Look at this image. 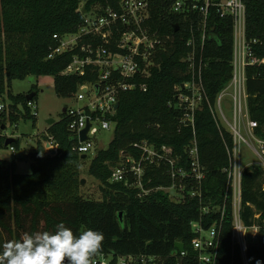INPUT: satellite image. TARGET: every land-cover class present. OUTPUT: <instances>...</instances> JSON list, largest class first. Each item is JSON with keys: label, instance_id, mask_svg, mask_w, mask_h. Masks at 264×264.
<instances>
[{"label": "trees", "instance_id": "obj_1", "mask_svg": "<svg viewBox=\"0 0 264 264\" xmlns=\"http://www.w3.org/2000/svg\"><path fill=\"white\" fill-rule=\"evenodd\" d=\"M149 1L152 29L166 38L165 46L154 56L151 74L138 78L148 84V89L137 87L120 94V106L112 116L116 122L115 135L109 147L99 150L90 164V174L101 182L103 199H86L80 193L82 155L74 150L78 140L68 128L72 119L69 107H65L62 119L50 125L45 133L46 140L58 141L56 155L48 154L39 140L37 149L30 154L33 163L29 174L18 173L16 161L7 164L0 158V245L25 233L54 231L63 222L76 235L87 229L102 232L105 239L99 254L160 256L163 264H194L191 243L197 234L192 223L200 221L208 228L221 218L222 212L215 209L204 214L203 208L225 204L228 176L224 169L230 165L229 150L234 138L218 124L210 106L216 104L233 76L234 20L231 16L222 17L213 5L205 21L198 13L172 12L177 0ZM244 1L247 42L253 55L263 60L264 0ZM96 6L118 9L120 0H0V100L7 93L12 99L9 110L0 111V127L6 120L11 123L19 120L18 104L25 106V117H34L27 95L11 93L14 79H25L31 74L53 76L60 95H75L83 83L96 82L99 72L91 68L82 76L63 74L79 49L48 57L59 44L54 35L78 32L85 13ZM177 24L179 31H175ZM190 39H194V45L188 43ZM194 49L195 65L197 69L202 65L208 97L196 112L195 130L182 123L185 109L180 98L188 92L183 85L192 78V73L186 58ZM246 76L250 118L258 123L255 133L264 139V63L248 65ZM37 95L36 91L31 102ZM7 137L0 133V149L8 147ZM144 140L159 149L173 148L172 156L187 168L190 146L196 141L199 160L207 173L202 197L186 196L183 201H176L170 192L156 190L140 198L137 190L124 182H112V168L121 161V152L129 150L138 155L132 145ZM20 145L21 139L16 138L10 146L18 149ZM145 183L152 188L171 186L169 166L164 162L149 165ZM263 185V167H249L243 177L242 216L247 224L257 222L260 226L258 241L248 248L250 264H264ZM190 188L187 185L186 192ZM257 212L260 217L255 219ZM223 220V256L230 260L231 196ZM183 249L189 251V257L173 255ZM237 254L239 260V251ZM115 261L116 258L112 264Z\"/></svg>", "mask_w": 264, "mask_h": 264}, {"label": "built area", "instance_id": "obj_2", "mask_svg": "<svg viewBox=\"0 0 264 264\" xmlns=\"http://www.w3.org/2000/svg\"><path fill=\"white\" fill-rule=\"evenodd\" d=\"M211 5L218 8L222 17L231 16L234 20L233 76L228 86L219 94L216 104L210 106L218 124L224 126L222 120L229 123L221 103L224 92L232 89L230 95L233 101L234 123L231 125V129L224 127L233 134L234 145L229 150L230 165L224 169L228 176L225 204L203 208L204 214H209L216 209L222 212V216L208 228H205L200 221L192 223L193 230L197 234L191 243L192 258L194 264H250L248 248L258 241L260 226L257 222L249 225L243 219V177L245 171L256 163L245 164L241 144L245 142L251 147L253 152L261 158V163L257 164H260L264 169V139L255 133L258 123L250 118L246 68L250 64L264 63V59L258 60L247 42L246 3L244 0H177L172 6V12L198 13L206 21ZM81 8L83 10V4ZM151 17L149 0H120L118 9L112 6H96L86 12L84 23L78 32L63 36L54 35V38L59 40V44L51 51L49 58L66 51L79 49L63 74L82 76L85 75L88 68L99 72L95 83H83L77 93L78 99H87L88 102L82 108L71 107L68 109L72 119L68 128L78 140L74 145V150L79 154L89 155L93 150L95 143L92 138L100 131L99 126L95 124L99 123L103 129L116 128V122L112 116L116 114V104L119 103L122 92L137 87L142 90L148 89V84L138 78L151 74L150 67L155 64L154 56L163 49L165 40L164 36L152 29ZM87 37H89L88 40H86ZM203 39H205V35ZM188 43L194 45V39H190ZM186 60L190 62L192 78L183 85L188 92L180 96L185 109L182 123L195 130L196 112L201 108L203 100L205 98L208 100V97L203 85L202 65L198 69L195 65V49ZM97 85H99V89H97ZM29 105L30 107L34 106V102L30 101ZM217 106L222 118L216 112ZM4 109V104H0V111ZM245 120L248 121L249 140L241 132ZM88 122L91 123L88 132L89 139L81 141L80 133L87 127ZM132 146L138 151V155L129 150L121 152V161L112 168V182H124L127 186L136 189L140 198H146L156 190L170 192L176 201H183L186 196L202 197L203 183L207 173L206 166L199 160L196 141H193L190 146L192 150H189L191 158L189 168L179 164V160L172 156L173 148L169 146L159 149L147 140L136 142ZM11 148L16 151L15 147L11 146ZM45 148L48 154L56 155L59 143L53 138L48 139L45 142ZM51 150H54L55 154H52ZM169 153L172 158L168 157ZM162 162L169 166L173 184L157 188L147 187L145 183L147 167L152 164L160 165ZM189 184L191 188L186 192ZM230 196L233 204V224L232 252L229 260L223 256V218L226 202ZM259 217L260 213L257 212L254 218ZM98 255L105 259H98L96 255L92 264H112L115 258L114 264H137L140 262H152V264L162 262L163 264L164 262L160 256L110 254L112 259L107 261L106 254ZM173 255L177 258H187L190 253L183 249L174 252Z\"/></svg>", "mask_w": 264, "mask_h": 264}, {"label": "rangeland", "instance_id": "obj_3", "mask_svg": "<svg viewBox=\"0 0 264 264\" xmlns=\"http://www.w3.org/2000/svg\"><path fill=\"white\" fill-rule=\"evenodd\" d=\"M165 41L166 38L164 40V46ZM10 91L14 95H29L31 93H35L36 91L38 92L36 100L33 101L34 106L31 107L34 117H25V106L23 104H18L17 111L20 115L19 120L14 123L6 120L0 127L1 134L8 137L10 136L21 139L20 148L16 149V151H14L11 146L1 148L0 158L6 160L7 164H11L13 161H16L18 173L29 174L32 172L33 163V159L31 158L30 154L37 149L39 140H41L45 145V142L47 141L45 139V133L50 127L49 120L55 119L56 121H60L63 117V110L65 107L82 108L88 102V100L78 99L77 93L75 95L58 94L55 79L50 75L38 76L31 74L25 79H14L12 81ZM231 92L232 89H228L224 92L221 103L230 124L228 122H224L222 119L221 120L223 121V125L228 129H231V125L234 123L233 101L230 95ZM4 97V100H0V104H4L5 109L7 108L9 110L10 105L12 104V99L8 93L5 94ZM216 112L219 117L222 118L218 106L216 108ZM247 122L248 121L245 120L243 123L241 132L249 140L250 135L248 134L249 128L247 127ZM95 125L99 126L100 131L92 138L93 142L95 143L94 148L88 157L82 159L80 162V193L86 199L102 200L103 192L101 190V182L90 174L89 169L90 164L98 151L101 149H107L109 147L115 135V129H103L99 123ZM241 151L245 164L248 162H254L256 163L254 165H260L257 163H261V158H259L253 152L247 143L242 142ZM168 157L172 158L170 153L168 154ZM82 179L86 180L84 184H82ZM97 258L101 260L105 259L99 255H97ZM106 259L107 261H110L112 256L108 254Z\"/></svg>", "mask_w": 264, "mask_h": 264}, {"label": "clouds", "instance_id": "obj_4", "mask_svg": "<svg viewBox=\"0 0 264 264\" xmlns=\"http://www.w3.org/2000/svg\"><path fill=\"white\" fill-rule=\"evenodd\" d=\"M102 232L87 229L79 235L58 223L54 231L25 233L0 245V264H92L102 250Z\"/></svg>", "mask_w": 264, "mask_h": 264}, {"label": "water", "instance_id": "obj_5", "mask_svg": "<svg viewBox=\"0 0 264 264\" xmlns=\"http://www.w3.org/2000/svg\"><path fill=\"white\" fill-rule=\"evenodd\" d=\"M179 29H180V25L177 24L175 26V31H179ZM96 87H97V89H99V85H97ZM34 95H35V93H31V94L27 95V99L29 101H31L33 99ZM119 106H120V103H117L116 104V108L118 109ZM66 111H67V108H64L63 112L65 113ZM55 122H56L55 119H50L49 120V124L50 125L54 124ZM90 127H91V123L88 122L87 127L81 131V133H80V139H81V141H87L89 139L88 132L90 130ZM15 140H16V138H14V137H10V136L7 137V139H6V146H10L11 143L13 141H15ZM51 153L52 154H55V151L54 150H51ZM85 158H87V155L86 154L82 155V159H85ZM85 181H86L85 179H82V184H84Z\"/></svg>", "mask_w": 264, "mask_h": 264}]
</instances>
